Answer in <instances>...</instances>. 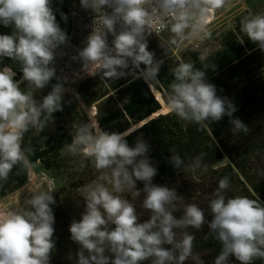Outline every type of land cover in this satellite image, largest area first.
Here are the masks:
<instances>
[{
  "label": "clouds",
  "instance_id": "9594fccd",
  "mask_svg": "<svg viewBox=\"0 0 264 264\" xmlns=\"http://www.w3.org/2000/svg\"><path fill=\"white\" fill-rule=\"evenodd\" d=\"M227 0H80L85 10L95 14L86 45L78 50L83 72L105 79L139 75L152 84L162 61L148 50L147 37L167 32L160 43L166 51L180 48L186 41L210 36L209 18L226 6ZM65 20L66 16L63 17ZM0 24L11 26L12 33L0 35V64L4 58L18 64L22 77L12 66L0 67V186L7 183L13 169H31L34 149L23 147L26 133L40 134L54 123L53 114L63 110L65 78L53 66L56 50L68 42V35L57 23L52 0H0ZM239 31L264 51V12H249L240 20ZM113 38L109 44L108 37ZM241 43H243L241 41ZM202 68L192 61L179 62L170 69L173 80L167 86L166 104L170 113L185 123L201 128L230 118L233 134L250 132L228 98L217 95L216 86L206 80L207 57H199ZM141 65L145 67L140 68ZM56 79L51 91L37 100L35 93ZM27 85L26 90L21 84ZM71 143L62 151L70 157L90 161L99 173L98 181L84 185L81 195L85 208L81 218L69 227L70 238L79 245L76 264H204L194 253L195 236L189 228L200 230L207 223L209 234L220 242L221 251L214 264H240L264 260V202L236 195L226 197L230 179L224 176L208 201L212 215L206 221L204 210L194 203L184 205L183 215L174 212L184 197L176 188L156 185L158 169L148 153L149 145L138 137L129 146V132H109L95 123H74ZM46 139V138H45ZM178 170L206 173L203 154L185 160L172 154L169 161ZM19 171L17 174H19ZM137 181L143 189H137ZM56 188L52 182L37 189L10 209H0V264H50L55 248L54 212ZM143 194L142 206L151 215L141 221L134 205L123 197ZM71 259V257H69Z\"/></svg>",
  "mask_w": 264,
  "mask_h": 264
},
{
  "label": "trees",
  "instance_id": "16d2710c",
  "mask_svg": "<svg viewBox=\"0 0 264 264\" xmlns=\"http://www.w3.org/2000/svg\"><path fill=\"white\" fill-rule=\"evenodd\" d=\"M59 1L52 0V7L57 23L66 31L64 14L56 7ZM242 18L237 17L232 28L214 35L209 51L189 46L176 58L154 53L155 59L162 64L157 77L160 82L152 84V89L150 83L139 75L140 69L135 75L115 80L99 76L78 87L84 104L94 108L95 122L102 130L129 132L125 137L129 146H134L138 137L148 143V156L158 169L153 183L176 188L177 194L184 197L174 212L177 217L183 215L185 204L194 203L204 210L206 221L210 222L212 215L208 201L224 176L230 179V187L224 193L226 197L242 195L264 202V51L239 31ZM12 31L11 26L0 24V35H10ZM201 54L207 57L209 65L206 80L216 86L218 96L234 103L237 111L233 116L248 126L250 132L247 135L233 134L228 116L201 128L197 124L181 121L169 111L163 112V108L167 107V86L173 80L170 69L181 61H192L196 68H202ZM3 66H12L17 73L15 79H21L18 64L4 58L0 64V67ZM144 67L140 66L141 69ZM56 82L53 79L44 89L37 90L35 98L42 100ZM26 88V82L21 84L22 90ZM71 140L72 135L67 129L54 124L40 134L33 131L23 138L22 146L30 144L34 149V154L30 156L31 169L37 167L48 174L57 190L53 205L55 248L50 264H76L79 245L71 240L69 227L73 220L81 218L85 208L82 187L98 181L99 176L89 160L70 157L62 151ZM172 154H179L185 164L203 154V163L208 166V171L203 174L183 169L177 171L169 162ZM31 169H13L7 183L0 186V201L29 182ZM143 187V182L137 181V189ZM122 195L134 205L141 221L150 217L151 213L142 206L143 194L133 197L132 193L125 192ZM187 231L195 236L194 253L200 255L204 264H214L222 246L209 234L207 223L200 230L189 228ZM229 260L230 264H240L234 257ZM142 264H151V261H143ZM185 264L194 262L189 259ZM252 264H264V260L255 259Z\"/></svg>",
  "mask_w": 264,
  "mask_h": 264
},
{
  "label": "rangeland",
  "instance_id": "374dc122",
  "mask_svg": "<svg viewBox=\"0 0 264 264\" xmlns=\"http://www.w3.org/2000/svg\"><path fill=\"white\" fill-rule=\"evenodd\" d=\"M70 0H60L56 7L64 13L65 8L69 5ZM249 12L260 13L264 12V0H227L226 6L218 9L212 16H210L208 31L210 36L204 39H194L186 41L180 48H172L164 50L160 43L167 40L169 33L165 32L162 36L155 38L148 43V50L157 53L160 56H170L176 58L184 51L187 47L191 46L195 49L204 48L205 51H209L212 47V38L215 35H219L225 30L233 27L234 21L237 17H244ZM97 78V77H96ZM80 85V84H79ZM67 87L63 94V110L53 114L54 125L63 126L70 133L74 134L72 125L74 123H95L94 119V108L84 104L81 96L78 93V87ZM167 107L163 108V112H167ZM52 182L53 179L46 173L38 170L34 167L30 171L29 182L16 191L13 195L8 196L0 201V209L6 210L15 207L19 204L23 205V201L29 195V190L37 189L42 186H46L47 183ZM55 186V184H54ZM53 208V205L51 206Z\"/></svg>",
  "mask_w": 264,
  "mask_h": 264
},
{
  "label": "built area",
  "instance_id": "2783aa9c",
  "mask_svg": "<svg viewBox=\"0 0 264 264\" xmlns=\"http://www.w3.org/2000/svg\"><path fill=\"white\" fill-rule=\"evenodd\" d=\"M64 16L65 29L68 35V42L61 45L56 50V59L54 67L57 71V76L66 79L67 87H74L88 80L95 79L99 76H90L83 72L82 61L78 57V50L86 45L88 35L93 30V26L99 27L98 17L95 19V14L91 10H85L80 5V0H70L69 5L65 8ZM166 32V31H165ZM165 32H160L158 36L153 33L147 37L148 43ZM112 36L109 35L108 40L111 44Z\"/></svg>",
  "mask_w": 264,
  "mask_h": 264
},
{
  "label": "water",
  "instance_id": "95a60500",
  "mask_svg": "<svg viewBox=\"0 0 264 264\" xmlns=\"http://www.w3.org/2000/svg\"><path fill=\"white\" fill-rule=\"evenodd\" d=\"M148 84H149V82L148 81H146ZM150 85V84H149ZM150 87H151V85H150ZM151 89H152V87H151Z\"/></svg>",
  "mask_w": 264,
  "mask_h": 264
}]
</instances>
